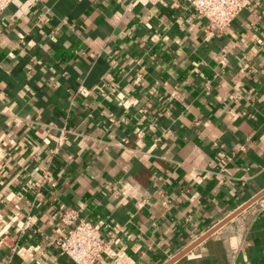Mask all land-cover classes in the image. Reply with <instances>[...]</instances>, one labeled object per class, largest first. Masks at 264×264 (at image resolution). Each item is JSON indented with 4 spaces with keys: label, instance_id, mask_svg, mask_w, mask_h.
Wrapping results in <instances>:
<instances>
[{
    "label": "crops",
    "instance_id": "crops-1",
    "mask_svg": "<svg viewBox=\"0 0 264 264\" xmlns=\"http://www.w3.org/2000/svg\"><path fill=\"white\" fill-rule=\"evenodd\" d=\"M222 32L186 0H14L0 14V264H166L264 190V0ZM174 264H264V197Z\"/></svg>",
    "mask_w": 264,
    "mask_h": 264
},
{
    "label": "built area",
    "instance_id": "built-area-1",
    "mask_svg": "<svg viewBox=\"0 0 264 264\" xmlns=\"http://www.w3.org/2000/svg\"><path fill=\"white\" fill-rule=\"evenodd\" d=\"M14 0H0V14ZM189 5L207 20L208 31H224L247 7L246 0H186ZM61 223L67 228L60 248L74 264H97L107 248L98 226L79 220L77 212L61 206Z\"/></svg>",
    "mask_w": 264,
    "mask_h": 264
},
{
    "label": "water",
    "instance_id": "water-1",
    "mask_svg": "<svg viewBox=\"0 0 264 264\" xmlns=\"http://www.w3.org/2000/svg\"><path fill=\"white\" fill-rule=\"evenodd\" d=\"M262 197H264V190L261 191L259 194H257L255 197H253L251 200H249L247 203L242 205L239 209L234 211L231 215L226 217L223 221L215 225L213 228H211L208 232H206L204 235H202L199 239H197L195 242H193L191 245H189L187 248H185L180 254L175 256L173 259H171L166 264H174L181 258L187 256L190 252H192L198 245H200L203 241L211 237L214 233L219 231L222 227L227 225L230 221H232L234 218H236L238 215H240L242 212H244L247 208L252 206L254 203L259 201Z\"/></svg>",
    "mask_w": 264,
    "mask_h": 264
}]
</instances>
